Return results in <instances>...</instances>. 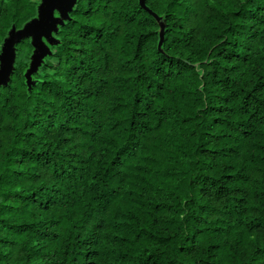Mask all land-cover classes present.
Wrapping results in <instances>:
<instances>
[{"label":"trees","instance_id":"16d2710c","mask_svg":"<svg viewBox=\"0 0 264 264\" xmlns=\"http://www.w3.org/2000/svg\"><path fill=\"white\" fill-rule=\"evenodd\" d=\"M72 15L0 87V264H264V0Z\"/></svg>","mask_w":264,"mask_h":264},{"label":"snow or ice","instance_id":"6c2138e0","mask_svg":"<svg viewBox=\"0 0 264 264\" xmlns=\"http://www.w3.org/2000/svg\"><path fill=\"white\" fill-rule=\"evenodd\" d=\"M30 2L36 6L34 15L24 21L19 30L13 26L8 34L0 36V87H6L10 83V67L15 60V49L18 44L27 41L39 53L40 58H43L50 48L59 43L61 29L75 23L72 11L78 0H30ZM140 2L143 4L146 0Z\"/></svg>","mask_w":264,"mask_h":264},{"label":"water","instance_id":"95a60500","mask_svg":"<svg viewBox=\"0 0 264 264\" xmlns=\"http://www.w3.org/2000/svg\"><path fill=\"white\" fill-rule=\"evenodd\" d=\"M13 35H15V33H13ZM36 59L37 60H39L40 59V55H39V53L37 52V55H36ZM13 65V64H12ZM12 65H11V67H10V71L12 70Z\"/></svg>","mask_w":264,"mask_h":264}]
</instances>
